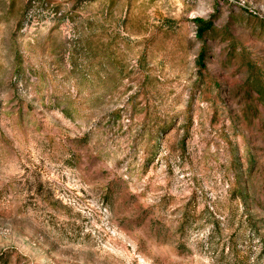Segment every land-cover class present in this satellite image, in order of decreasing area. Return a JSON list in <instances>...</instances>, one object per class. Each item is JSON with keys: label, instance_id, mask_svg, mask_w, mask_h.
<instances>
[{"label": "rangeland", "instance_id": "rangeland-1", "mask_svg": "<svg viewBox=\"0 0 264 264\" xmlns=\"http://www.w3.org/2000/svg\"><path fill=\"white\" fill-rule=\"evenodd\" d=\"M0 264H264V0H0Z\"/></svg>", "mask_w": 264, "mask_h": 264}, {"label": "trees", "instance_id": "trees-1", "mask_svg": "<svg viewBox=\"0 0 264 264\" xmlns=\"http://www.w3.org/2000/svg\"><path fill=\"white\" fill-rule=\"evenodd\" d=\"M195 22H198V23H201L202 21H200V20H195ZM202 31H204V30H202ZM184 220H186V218H184ZM187 224H188V222L187 221H184L183 223H182V228H185L186 226H187Z\"/></svg>", "mask_w": 264, "mask_h": 264}]
</instances>
